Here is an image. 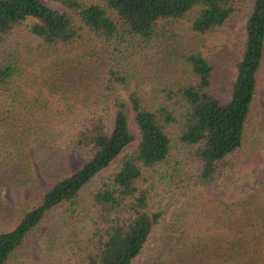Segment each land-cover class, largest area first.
<instances>
[{
  "label": "trees",
  "instance_id": "1",
  "mask_svg": "<svg viewBox=\"0 0 264 264\" xmlns=\"http://www.w3.org/2000/svg\"><path fill=\"white\" fill-rule=\"evenodd\" d=\"M50 1L0 0V190L35 182L31 144L85 160L50 171L39 158L48 183L19 209L0 198V217L11 222L0 230V264L52 212L58 228L44 235V251L59 250L69 264H131L151 239L144 264H264V219L252 222L245 202L210 191L235 167L259 97L264 106V0L250 2L227 95L212 90L213 64L196 46L152 84L119 62L132 52L146 72L143 54L155 42L180 24L209 34L242 0ZM20 30L28 44L13 42ZM98 43L120 52L114 64L93 63ZM247 175L264 189V166ZM256 192L244 189V201ZM166 195L173 208L164 222Z\"/></svg>",
  "mask_w": 264,
  "mask_h": 264
},
{
  "label": "rangeland",
  "instance_id": "2",
  "mask_svg": "<svg viewBox=\"0 0 264 264\" xmlns=\"http://www.w3.org/2000/svg\"><path fill=\"white\" fill-rule=\"evenodd\" d=\"M49 5H56V3L50 0H42ZM251 0H242L238 4L239 9L233 13L219 28L215 31L202 36L192 35L186 30L183 25L181 28L175 30V35L166 39L157 41L149 48H147L145 56V64H147V71L140 69L137 64V59L132 57V52L129 56L123 55L124 59L119 63L123 66L135 70L141 79L152 84L155 81L167 80L173 72V61L176 59V69L179 66V52L190 48V46H196L201 50L203 55L213 64L212 72V90L219 92L222 95L229 93V84L234 77L235 68L234 61L239 59L241 54L242 43L244 39L243 24L245 15L248 12ZM15 40H20L24 44H28V38L23 30L17 32ZM20 43V42H19ZM124 48L121 46L119 49ZM125 49V48H124ZM97 51L99 52V60L94 59L93 63L99 64L100 68H105L108 64H114L116 57L120 55V52L115 51L109 53V51H103L102 44L98 43ZM170 60V62H169ZM89 61H84L81 64L86 67H92L93 64ZM144 66V65H143ZM264 83V60L261 70L259 72V89L260 92L263 89ZM261 95V93H260ZM261 98L257 101V105L252 107L250 116L248 118L247 126L245 129V136L240 149L235 153V167L226 173L221 179H219L212 189L215 196L223 198V200L235 201L242 200L247 204V214L249 220L252 222L255 218L264 219V189L259 191L252 185L253 177L248 176L247 172L252 168H260L264 166V106ZM130 126L135 131V124L130 118ZM133 143L128 146H132ZM28 155L31 159V169L36 176L34 183L17 187L12 185H2L0 190V198L8 203L13 209H19L23 203L35 193V191L48 183L47 177L44 175L41 169L39 158L47 161V166L50 171L55 170L56 163L66 161L68 169H73L79 166L84 160L85 156L80 154L77 150H69L67 152L53 151L51 148L44 145H30L27 147ZM179 154V153H178ZM45 161V162H46ZM116 158L113 159L111 164L105 168L100 174L108 171L115 164ZM244 189L255 193V196L248 197L249 202L244 201ZM169 196L159 199V203L167 208L165 215V221L168 220L169 213L173 208V205L169 204ZM237 202V201H235ZM11 224L7 218L0 217V230L9 227ZM58 228L56 221V212H52L49 217L43 221L35 235L30 236L22 246L14 254L15 260H11L10 264H69L64 256L57 251L55 256H49L44 251V235L50 233ZM160 232V227H157L153 231V237H157ZM153 244L152 239L148 240L145 248L140 254L132 261L131 264H144V258L147 253V248Z\"/></svg>",
  "mask_w": 264,
  "mask_h": 264
}]
</instances>
